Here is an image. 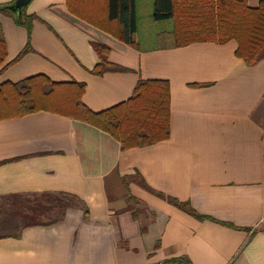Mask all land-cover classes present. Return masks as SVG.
Returning <instances> with one entry per match:
<instances>
[{
	"label": "crops",
	"instance_id": "0c3cea01",
	"mask_svg": "<svg viewBox=\"0 0 264 264\" xmlns=\"http://www.w3.org/2000/svg\"><path fill=\"white\" fill-rule=\"evenodd\" d=\"M84 1L105 3L104 29L74 15L67 0H31L30 35L0 14L5 65L30 47L0 72V85L38 75L82 83L84 106L101 113L127 102L139 80L168 82L170 138L123 151L99 128L49 112L0 121V202L67 193L88 211L78 203L53 225L17 227L0 239V264H264V60L248 67L234 41L161 46L172 22L154 21V0H135L137 47L129 46L107 19V0ZM94 45L124 71L93 75Z\"/></svg>",
	"mask_w": 264,
	"mask_h": 264
},
{
	"label": "trees",
	"instance_id": "16d2710c",
	"mask_svg": "<svg viewBox=\"0 0 264 264\" xmlns=\"http://www.w3.org/2000/svg\"><path fill=\"white\" fill-rule=\"evenodd\" d=\"M14 2L0 5V14L12 18L30 35L33 18L25 17L24 8L23 17L18 19L11 10ZM67 5L74 15L92 25L105 28L101 24L105 3L67 0ZM106 11L108 21L118 23L120 39L129 46L137 47L135 0H107ZM153 19L156 22H172V30L159 36L161 46L175 49L202 43L226 45L234 41L237 43L236 56L248 67L256 66L264 60V0L255 8L250 7L247 0H154ZM94 49L100 58V64L92 71L93 75L103 76L107 72L124 71L111 65L105 47L94 45ZM28 53L29 46L13 62L5 65L8 49L0 24V72L19 62ZM85 90V84L55 83L44 75L18 83H4L0 85V121L49 112L99 128L117 140L123 151L149 147L169 140L171 90L168 82L139 80L127 102L101 113H93L84 106ZM137 177L140 175L137 174ZM127 179L128 177L123 178L124 183ZM141 182L143 188L155 193L143 179ZM158 195L181 210L191 213L188 204ZM78 203L87 215L88 211L82 202L67 193H42L32 197L9 196L1 199L0 216L22 218V224L18 223V228L48 226L63 220L66 211L79 206ZM6 221L7 219L3 222ZM12 236H17V233L0 235V239Z\"/></svg>",
	"mask_w": 264,
	"mask_h": 264
},
{
	"label": "rangeland",
	"instance_id": "374dc122",
	"mask_svg": "<svg viewBox=\"0 0 264 264\" xmlns=\"http://www.w3.org/2000/svg\"><path fill=\"white\" fill-rule=\"evenodd\" d=\"M147 17V16H145ZM169 23V22H168ZM167 23V24H168ZM145 24V23H144ZM168 25H160L158 27L159 30L161 31H166ZM145 28H147L145 26ZM146 31V30H144ZM149 30H147L145 33L147 34ZM151 33V30L149 31ZM150 33H148V36H150ZM145 44H149V41H145ZM12 209H9V211H11ZM10 213V212H9ZM5 219H7L6 222H3ZM8 222V223H7ZM22 224V218L20 217H13V219L11 217H8L6 215V217L4 216H0V235H4V234H9V235H13L16 233L17 231V225Z\"/></svg>",
	"mask_w": 264,
	"mask_h": 264
},
{
	"label": "water",
	"instance_id": "95a60500",
	"mask_svg": "<svg viewBox=\"0 0 264 264\" xmlns=\"http://www.w3.org/2000/svg\"><path fill=\"white\" fill-rule=\"evenodd\" d=\"M31 0H16L11 6V10L16 14L18 19L22 18L23 9L29 5Z\"/></svg>",
	"mask_w": 264,
	"mask_h": 264
},
{
	"label": "built area",
	"instance_id": "2783aa9c",
	"mask_svg": "<svg viewBox=\"0 0 264 264\" xmlns=\"http://www.w3.org/2000/svg\"><path fill=\"white\" fill-rule=\"evenodd\" d=\"M150 264H167V263H164V262H158V263H150Z\"/></svg>",
	"mask_w": 264,
	"mask_h": 264
}]
</instances>
